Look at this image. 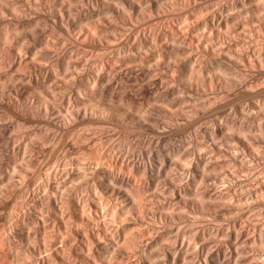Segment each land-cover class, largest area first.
<instances>
[{
	"label": "rangeland",
	"instance_id": "374dc122",
	"mask_svg": "<svg viewBox=\"0 0 264 264\" xmlns=\"http://www.w3.org/2000/svg\"><path fill=\"white\" fill-rule=\"evenodd\" d=\"M263 57L264 0H0V264H203L235 226L221 263L264 264ZM218 130L261 165L211 150L244 187L208 214Z\"/></svg>",
	"mask_w": 264,
	"mask_h": 264
},
{
	"label": "bare ground",
	"instance_id": "6f19581e",
	"mask_svg": "<svg viewBox=\"0 0 264 264\" xmlns=\"http://www.w3.org/2000/svg\"><path fill=\"white\" fill-rule=\"evenodd\" d=\"M259 54V53H258ZM257 55V54H256ZM263 56V55H262ZM256 57V56H255ZM264 58V57H263ZM259 59V58H258ZM255 60V59H253ZM258 61V60H257ZM261 61V59L259 60ZM262 62V61H261ZM260 62V63H261ZM255 63V62H253ZM222 123V122H221ZM224 127V126H223ZM227 126H225L226 128ZM228 127H231L230 125H228ZM221 128V127H220ZM219 128V129H220ZM224 128V129H225ZM234 128V126H233ZM223 129V128H221ZM227 129V128H226ZM232 130V129H231ZM235 130V129H233ZM219 131V130H218ZM217 131V132H218ZM242 131L240 132H236V133H230L229 132L227 133V131L225 130H220L218 133H216L215 135H209V139H207V143L205 144V159H204V183H205V190L204 192H202V194H199L198 196L201 198V202L203 203V210L206 211V213L208 212V214H211L209 212H215L218 210V206H219V203L221 200H230V199H233L235 195V192L237 193V189H240V187H244V185L241 186L242 182L240 179H239V176L237 174V172L235 171H230V172H227L225 169V167H223V164L222 165H218V164H221V163H218L217 165L214 164L213 162V159L211 158V156L209 154H211V150H216L218 148H221L224 150L223 153H225L224 155H226L229 159V162L225 161L226 165H228V167H230V165L233 166L234 165H238L241 169L243 170H246L248 173L250 171H252L255 167H259L261 165V163L259 162L258 166L254 164V166L252 165V163H254L253 161V158L250 157L248 160L244 158V156L242 154H237V153H234L235 150L237 148H240V149H245L246 145H250V147H252V149H254L255 147H257V144H256V141L252 140L251 138H249V136H247V134H243L241 133ZM244 132V131H243ZM208 135V134H207ZM217 147V148H216ZM248 148V147H247ZM235 149V150H234ZM232 150V151H231ZM234 150V151H233ZM250 155V154H249ZM251 156V155H250ZM263 157L261 156V158L259 157V159H262ZM258 159V160H259ZM245 160H247L248 162H246ZM255 160V159H254ZM260 161V160H259ZM225 165V166H226ZM219 166V167H217ZM164 166H161L160 168H162ZM232 168V167H231ZM263 168V166H262ZM261 168V169H262ZM259 169V168H257ZM264 169V168H263ZM153 171V169H152ZM261 171V170H260ZM158 172V171H157ZM162 172V171H160ZM159 172V173H160ZM262 172H264L262 170ZM261 172V173H262ZM152 174L154 173L151 172ZM157 174V173H156ZM155 173L153 174L156 175ZM161 174V173H160ZM264 174V173H263ZM157 176V175H156ZM159 176V175H158ZM160 177V176H159ZM230 177V178H228ZM161 178V177H160ZM231 179L233 180V184L232 186H226L225 188H221L222 185L226 182V179ZM158 180V179H157ZM212 181V183L210 184L209 182ZM156 182V180H155ZM212 185V189H208L207 187H210ZM214 188L218 189V188H221V190H217L215 191ZM208 189V190H207ZM241 190H243L241 188ZM262 192L264 194V184L262 186ZM260 192V194L262 193ZM165 193V192H164ZM195 193V192H194ZM246 194V193H245ZM165 195V194H164ZM244 195V194H243ZM258 195V194H257ZM195 196H197L195 194ZM261 196V195H260ZM264 196V195H263ZM130 197V196H129ZM175 197V195H174ZM178 198V197H176ZM57 208V206H56ZM217 209V210H216ZM214 210V211H213ZM218 212V211H217ZM216 212V213H217ZM215 213V214H216ZM217 215V214H216ZM215 215V216H216ZM256 224V223H255ZM171 227V226H170ZM172 228V227H171ZM256 230V229H255ZM257 230L258 227H257ZM170 233H172L171 231H169ZM168 232V234H169ZM207 232V230H206ZM167 233V232H166ZM259 233H260V239L262 240L263 242V239L261 238L262 237V231L259 230ZM206 236H207V242L204 243L203 245V249H204V252H205V261L203 262V264H222L221 261H224L226 259L228 260H233V259H238L240 260V257L243 256L244 254V251L245 250V245H246V242H245V239L241 236L240 232H238V228L235 226L233 232L231 234H228V238H229V250H230V255L227 257V254L225 253L226 251H224L221 247H220V244L217 243V233H216V236L213 235L212 231L208 230V233H206ZM259 239V240H260ZM255 242V241H254ZM258 242V240H257ZM256 242V243H257ZM211 243H215V248L212 249V246H211ZM259 243V242H258ZM154 244V242H153ZM261 244V243H260ZM155 245V244H154ZM153 247V246H151ZM173 250V249H172ZM171 251V250H170ZM173 252V251H172ZM172 252H170L171 254H173ZM255 252V251H254ZM257 252V251H256ZM229 253V252H228ZM149 254V253H148ZM147 254V255H148ZM151 254V253H150ZM149 254V255H150ZM194 254V253H193ZM258 255H260V250L259 252L257 253ZM245 255V254H244ZM256 255V254H255ZM151 256V255H150ZM189 256V255H188ZM197 256V255H195ZM153 257V256H152ZM151 257V258H152ZM155 257V256H154ZM171 257V256H170ZM149 256L147 257V260H148ZM150 258V259H151ZM185 258V257H184ZM182 259V258H181ZM189 260V259H188ZM193 260V259H192ZM227 260V261H228ZM149 261V260H148ZM199 261V260H198ZM242 261V260H241ZM193 262V261H192ZM194 262H197V259L196 261ZM193 262V263H194ZM245 262V261H244ZM190 264V263H188ZM192 264V263H191ZM195 264V263H194Z\"/></svg>",
	"mask_w": 264,
	"mask_h": 264
}]
</instances>
